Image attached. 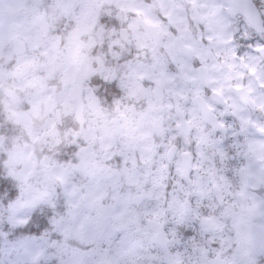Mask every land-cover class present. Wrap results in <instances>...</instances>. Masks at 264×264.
Segmentation results:
<instances>
[{
    "label": "rangeland",
    "instance_id": "374dc122",
    "mask_svg": "<svg viewBox=\"0 0 264 264\" xmlns=\"http://www.w3.org/2000/svg\"><path fill=\"white\" fill-rule=\"evenodd\" d=\"M118 1L121 5L131 3ZM202 2L207 3L206 16L224 25L223 13L213 10L216 0ZM96 4L97 0H0V93L7 86L19 95L12 102L0 94V124L10 117L31 138V145L25 142L6 150V140L0 134V156L5 153L6 172L19 181V195L12 202L7 223L21 224L36 206L52 205L49 215L34 218L37 234L1 249L0 263L32 264L35 258L48 261L56 257L59 264H136L138 256L145 257V264H183L185 254L169 253L168 247L152 251L153 236L160 228L178 239L180 228L188 231L192 224L202 227L198 234L202 258L186 263L210 264L211 250L216 249H223L220 259L228 262L227 247L242 237L238 224L247 220L264 224V123L257 115L250 117L227 93L226 79L237 81L239 73L227 63L224 70L217 64L210 66L213 86L227 93L234 114L227 132L224 129L217 136L211 137L202 129L191 106L194 140L183 135L169 101L156 102L152 85L140 84L137 77L145 76L144 67L136 77L125 76L123 86L118 85L120 91L110 83L102 92L109 98L131 93L132 98L139 91L145 93V104L134 110L130 105L120 108L115 102V114L110 106L102 109L84 86L89 61L85 52L93 41L87 32L97 18ZM182 11L181 5L170 8V17L183 20ZM17 41L23 44L22 51H18ZM257 57L250 52L248 60H243V70L256 65ZM106 71L110 76L111 70ZM176 72L166 73L164 87L179 97L194 95L199 87L188 62ZM263 74L256 71L255 76L259 79ZM256 97L264 111V96L259 92ZM78 102L83 103L80 122L72 117ZM57 107L63 120L61 128L55 124ZM159 115L166 122L164 136L151 137ZM236 128V134L243 129L247 137L232 139L228 134ZM176 135L181 137V145L176 143ZM189 139L196 141L195 154L191 172L184 179L180 152H190L186 147ZM224 142L230 146L232 142L237 150L223 151L228 148ZM54 146H58L60 157L68 148L67 160L58 161L51 154ZM217 151H223L225 161L231 154L227 165H214ZM243 167L248 173L247 188L239 176ZM58 189L60 200L51 202ZM201 236L222 241L213 239L211 245ZM77 243L88 248L81 249ZM46 244L50 248L41 256ZM238 259L234 254L229 262L240 264Z\"/></svg>",
    "mask_w": 264,
    "mask_h": 264
},
{
    "label": "flooded vegetation",
    "instance_id": "af4514ba",
    "mask_svg": "<svg viewBox=\"0 0 264 264\" xmlns=\"http://www.w3.org/2000/svg\"><path fill=\"white\" fill-rule=\"evenodd\" d=\"M130 1L131 3L129 5H121L118 0H97V18L93 21L90 30L87 32L88 36L93 38V41L88 48L89 53L85 52L86 58L89 59V61L86 67L87 76L84 80V86L89 91H92L100 108L105 109L110 106V111L115 114V102H118L120 108L130 105L131 109H140L146 101L145 93L141 94L138 91V95L132 98L131 93L109 98L103 94L102 89L104 86H107V84H112L120 91L118 85L123 86L121 83L123 78L128 74H132L136 77L137 73L141 71L140 68L144 67L145 76L141 74L137 77L140 84L144 87H146V85H152L150 88L152 99L156 102H161L162 100L169 101L171 112L174 114L177 123L179 121L178 128L181 122L185 124L183 128L184 131L180 125V132L191 138V140H194V124L190 119V106L197 111L198 119L203 124L202 129L208 132L211 137L213 134L217 136V132L223 131L224 129H226L227 132L229 129L227 125L233 122L234 118V114L230 109L231 100L227 96V93L234 98L232 99L235 100L238 106L248 112L250 117H256L257 115L258 119L264 123L263 108L258 106L256 102L257 93L260 92L264 96V85L260 83V80L264 82V74L263 77L259 79L255 76L256 71L259 72L262 70L264 72V31L262 33H257L250 29L246 15L241 12L246 9L247 14H249L251 12L249 4L234 6L231 0H216L217 4L214 5L215 7L213 10L219 9L220 12L223 13L225 17V23L223 25L220 21H211L209 17L206 16L205 9L207 3H203L202 0ZM130 1L128 0V2ZM253 2L264 14V5L258 3L261 1L258 0L257 2L253 0ZM177 5L183 7V20H174L170 17V8L174 10V7ZM220 5H222V7ZM195 11L198 14V18H196ZM187 32L189 36H187ZM181 47L186 49L185 52H180L178 50ZM250 52L258 54L257 63L251 66L249 71H246L247 67L243 70V65L245 64L243 60H248V54ZM175 59H179L180 61L176 62ZM185 61L188 62L190 68L196 73L199 90L192 96L183 95L179 97L175 91H168L167 88L164 87V80L167 78L166 73L168 71L177 74L178 72L176 71L183 67ZM212 64H217L222 70H224L225 64L226 66L230 65L232 69H235V71L239 73L237 81L226 79L225 84L227 93L213 86V72L210 67ZM202 67L205 68L208 73L207 86H204L200 80L199 70ZM106 68L111 70L110 76L105 75L107 72ZM252 68L254 70H251ZM234 86H245L249 96L253 100V109H250L240 101L234 90ZM213 91L220 95L218 99L220 102L223 101V103L220 104L211 99V92ZM196 96L204 98L207 105L216 115L218 122L210 123L204 119L202 113L194 103V98ZM174 97L178 99L180 116L174 111L172 101ZM212 97L215 98L214 96ZM78 103L83 105L82 102ZM159 117L157 120H160L161 125H154L151 137L164 136L166 122L161 115H159ZM251 123V121H248V126L250 128L252 126ZM238 124H240V122ZM156 129H161V134H157ZM237 130V128L232 130L228 135H230V137L232 136V139L242 137L245 130L243 131L242 129L239 131V134H236ZM226 136L227 135H224V137ZM176 139V143L181 145V142H179L181 137L176 135ZM191 140L190 144L186 145L187 150L188 148L192 150H190V152L188 151L190 153H188L190 161L194 158L195 153L193 147H195L194 144L196 142ZM229 148H235L237 150L235 145L231 143V146L227 149H223V151L229 152L231 150H229ZM222 152L217 151V160L214 161V163L213 158L211 163H214L216 166L227 165L231 154L228 160L225 161L224 154H221ZM191 163L193 164V161ZM245 172L246 174H242L240 171L239 176L242 180V184L243 181L247 180L246 185L243 184V186L247 188L249 183L246 169ZM181 175L182 178L185 179L182 171ZM249 192L254 193L255 191L250 190ZM249 207L251 208L250 205ZM254 224L258 225L263 231V238L259 243H256L251 234V228ZM191 226L192 227H190L188 231L184 229L185 227L180 228V231L177 232L178 239H174L171 234H167V250L172 254H185L183 258V263L185 264H187V261L202 258L199 253L201 244L199 245L198 243V234L201 233L202 227H199V224H192ZM263 227V223L258 224L255 221L247 220L240 222L237 229L242 232V237L239 238V240L232 241L229 247H227L225 255L228 262L220 259L223 249H216L214 251L211 250V258H209L210 264H215L216 259H220L217 261V264H231L232 262H229V257L234 254L239 256L237 261H239L240 264H264ZM182 232H184V234L181 236ZM207 235L209 234H204V236ZM204 236H201L204 240L203 242H207L209 239L211 242L209 244L211 245L214 241L213 239H215L217 243L222 241L220 238H206ZM198 264L200 263L198 262Z\"/></svg>",
    "mask_w": 264,
    "mask_h": 264
},
{
    "label": "trees",
    "instance_id": "16d2710c",
    "mask_svg": "<svg viewBox=\"0 0 264 264\" xmlns=\"http://www.w3.org/2000/svg\"><path fill=\"white\" fill-rule=\"evenodd\" d=\"M1 94V93H0ZM0 134L5 137V149L10 150L13 146L22 144L25 142L30 143V138L27 134L23 133L22 129L18 125L14 124L8 118L1 120ZM5 153L2 152L0 156V251L7 243L16 242L26 236H33L38 233L36 229L37 222L34 218L38 217L42 213L49 215V210L52 209L49 205L37 206L33 209V212L26 217V221L17 226H13L7 223L8 212L10 211L12 202L16 196L19 195V182L13 176L7 174L5 164L3 163ZM60 190L56 193V202L60 200ZM56 239V238H53ZM51 238L49 239V241ZM48 241V240H47ZM48 241V242H49ZM57 241H61L60 236L57 237ZM68 241V239H64ZM50 243V242H49ZM50 246L48 244L43 245L40 255L43 256ZM1 264V263H0ZM33 264H59L56 257H49L48 261L35 260Z\"/></svg>",
    "mask_w": 264,
    "mask_h": 264
},
{
    "label": "water",
    "instance_id": "95a60500",
    "mask_svg": "<svg viewBox=\"0 0 264 264\" xmlns=\"http://www.w3.org/2000/svg\"><path fill=\"white\" fill-rule=\"evenodd\" d=\"M231 1H232L234 6L243 5L245 2H247L246 4H249V6L251 8V12L249 14H247L246 9L242 10L241 12H243L248 17V19L251 18L253 23L259 24V20H258L259 16H257L258 14H257L254 6L250 3V0H231ZM16 46H17L18 51H22L23 50V44L21 43V41H17L16 42ZM3 93L5 95L9 96L11 98V100H15L16 99V95H15L14 91L9 89V88H5L3 90ZM200 106H201V108H202V110L204 111L205 114H206V112L209 113V111L206 109V107H204L203 104H201ZM76 118H78V116H76ZM205 119L208 122H210V123H214V121H213L214 119L211 116H209V115H205ZM58 122H60L59 117H58ZM189 169H190V163H189V158H188L187 161H184V174H187ZM252 235H253V238L255 239L256 243H259L261 238H262V232L257 226H252ZM155 238H156V241L159 243V245H161V246L165 245V239H164L163 234H162L161 231H158L156 233Z\"/></svg>",
    "mask_w": 264,
    "mask_h": 264
}]
</instances>
